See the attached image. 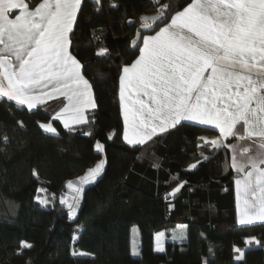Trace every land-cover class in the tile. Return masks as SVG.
<instances>
[{"label":"trees","instance_id":"trees-1","mask_svg":"<svg viewBox=\"0 0 264 264\" xmlns=\"http://www.w3.org/2000/svg\"><path fill=\"white\" fill-rule=\"evenodd\" d=\"M26 2L35 6L40 0ZM186 2L172 0L173 9ZM154 14L151 0H83L71 52L94 92L89 123L69 130L53 120L50 105L29 111L0 102V199L10 206L0 210V264H264V223L240 226L236 220L238 174L230 167V149L196 147L200 137L215 139V130L183 122L145 145L123 139L119 76L138 55L131 41L139 25L128 21ZM49 122L57 135L39 127ZM97 141L105 145L103 153L96 152ZM204 155L212 159L189 171ZM102 157V177L87 186L70 217L59 203L67 182ZM183 181L181 191L169 196ZM38 189L54 194L50 208L38 203ZM178 226H187L183 240H171L164 253H156L155 235ZM123 227L138 228L139 255L121 251ZM253 237L260 246L237 261L234 249H244ZM21 242L32 247L22 248Z\"/></svg>","mask_w":264,"mask_h":264},{"label":"snow or ice","instance_id":"snow-or-ice-1","mask_svg":"<svg viewBox=\"0 0 264 264\" xmlns=\"http://www.w3.org/2000/svg\"><path fill=\"white\" fill-rule=\"evenodd\" d=\"M151 2L154 15L128 21L139 27L131 41L132 54L138 55L119 76L124 141L145 145L185 121L218 131L215 139L200 137L203 143L196 147L230 149V167L238 174L237 223H264V0H190L175 10L172 0ZM81 4L40 0L30 6L26 0H0V102L31 111L62 98L66 103L53 119L69 130L89 123L87 112L96 107L92 85L70 50ZM39 127L56 133L52 123ZM229 138L238 143L226 145ZM95 150L103 153L105 145L97 141ZM210 159L204 155L188 170ZM105 163L102 159L78 181L67 182L72 201L62 197L59 203L70 217L76 214L84 186L96 181ZM186 183L168 195L174 197ZM36 199L43 206L51 202L46 195ZM163 236L156 234L157 252L164 251ZM245 244L259 246L260 241L253 237ZM21 246L32 247L27 242ZM234 251L239 253L236 260L244 258V251ZM132 254L139 255L135 244Z\"/></svg>","mask_w":264,"mask_h":264},{"label":"rangeland","instance_id":"rangeland-1","mask_svg":"<svg viewBox=\"0 0 264 264\" xmlns=\"http://www.w3.org/2000/svg\"><path fill=\"white\" fill-rule=\"evenodd\" d=\"M102 159H104L105 160V158L104 157H102L100 160H102ZM100 160H99V162H100ZM98 162V163H99ZM105 165H106V163H105ZM104 170H105V167H104ZM104 170H103V172L101 173V175L99 176V177H97L96 178V181H98V179L100 178V177H102V175H103V173H104ZM78 181V180H77ZM96 181L94 182V183H96ZM94 183H92V184H87V185H85L84 186V192H85V190L87 189V186H89L90 187V185H94ZM45 190V189H44ZM66 190H68V189H66ZM84 192L82 193V195H81V197H80V199H79V205H81L82 204V202H83V195H84ZM47 196L50 200H51V202L47 205V206H43V207H45V208H50L52 205H53V199H52V197H53V195H51L48 191H44V192H41V195L40 196ZM63 198H65V199H67L69 202H71L72 201V194H67V193H65L64 195H63ZM6 207V209H8V208H10V206H8V208H7V206H6V204L4 203V201L3 200H1L0 199V210L2 211V210H4V208ZM77 211V210H76ZM75 216H76V214H75ZM179 229V230H178ZM178 229H176V230H174L173 231V233H171L173 236H172V239L173 240H175V241H180V240H183V238H184V235L186 236V232H187V226H178ZM120 234H121V251L125 254V252H131L132 253V248H133V245L135 244V247H136V249H137V251L139 252V247H140V233H139V230H138V228L137 227H133V228H127V227H123V228H121L120 229ZM174 236H175V238H174ZM166 237V235H165V233H164V236H163V238H165ZM182 237V238H181ZM77 238V235H75L74 236V239H76ZM167 240V239H166ZM165 241V240H164ZM163 244V243H162ZM260 246V245H259ZM259 246H257V245H255V244H253V245H251V246H249V245H247L244 249H242V251H246L247 249H252V248H256V247H259Z\"/></svg>","mask_w":264,"mask_h":264},{"label":"crops","instance_id":"crops-1","mask_svg":"<svg viewBox=\"0 0 264 264\" xmlns=\"http://www.w3.org/2000/svg\"><path fill=\"white\" fill-rule=\"evenodd\" d=\"M82 2H83V0H82ZM82 5V4H81ZM79 13V12H78ZM78 13H77V17H78ZM18 14V13H17ZM74 26H75V24H74ZM74 26H73V28H74ZM142 46V45H141ZM71 50V49H70ZM82 74H83V72H82ZM84 75V74H83ZM85 77V76H84ZM85 79H86V77H85ZM92 93H93V99L95 100V98H94V92H93V89H92ZM61 100H62V98L61 99H53V100H49L47 103H45V104H43V105H50V107H49V110H50V112L53 114V117L55 116V114H56V112H58L62 107H63V103H66V101H64L63 103L61 102ZM94 108H91V109H89L88 111H90V110H93ZM34 110V109H33ZM122 117H123V114H122ZM54 121H58L61 125H62V127H64L63 126V123H62V121H59V120H55V119H53ZM185 122H187V121H185ZM49 123H52V122H49ZM183 123V122H182ZM188 123H192V124H194L193 122H188ZM123 124H124V122H123ZM52 125H53V127L56 129V127H55V125L52 123ZM196 125V124H195ZM76 126H80V125H73V127H76ZM200 126V125H199ZM203 127H206V128H208L207 126H203ZM43 130V129H42ZM44 131V130H43ZM217 133H218V131H216ZM46 133H48V132H46ZM48 134H51V135H57L58 134V131H57V129H56V133L55 134H53V133H48ZM217 138V137H216ZM231 139V141L229 142V144L228 145H232V144H236V143H238V141H236V140H234L233 138H230ZM126 143V142H125ZM240 143H244V142H240ZM127 144V143H126ZM230 153H231V151H230ZM231 155H232V153H231ZM238 177H236V179H237ZM235 179V180H236ZM234 190H235V202H236V186H235V181H234ZM236 220H237V210H236ZM262 222H257L256 224H261ZM241 226V225H240ZM174 231V230H173ZM173 231L172 230H165V231H161V232H163V233H165V235H166V237L165 238H161V244H162V246H163V248H164V251L163 252H157L156 250H155V252L156 253H158V254H162V253H164L165 251H166V244L169 242V241H171V240H173L172 239V234L171 233H173ZM160 233V232H159ZM167 239V240H166ZM165 240V241H164ZM155 247H156V235H155ZM125 253H130V254H132L131 252H125ZM237 261H240V260H237Z\"/></svg>","mask_w":264,"mask_h":264},{"label":"water","instance_id":"water-1","mask_svg":"<svg viewBox=\"0 0 264 264\" xmlns=\"http://www.w3.org/2000/svg\"><path fill=\"white\" fill-rule=\"evenodd\" d=\"M74 182H75V181H74ZM65 193H67V194H71V192H70L69 190H65ZM79 207H80V205L78 206L77 209H79Z\"/></svg>","mask_w":264,"mask_h":264},{"label":"built area","instance_id":"built-area-1","mask_svg":"<svg viewBox=\"0 0 264 264\" xmlns=\"http://www.w3.org/2000/svg\"><path fill=\"white\" fill-rule=\"evenodd\" d=\"M227 141V140H226ZM226 141H225V144H226Z\"/></svg>","mask_w":264,"mask_h":264}]
</instances>
